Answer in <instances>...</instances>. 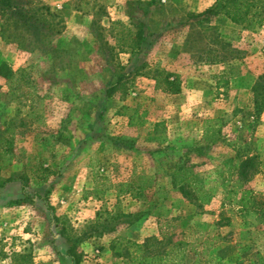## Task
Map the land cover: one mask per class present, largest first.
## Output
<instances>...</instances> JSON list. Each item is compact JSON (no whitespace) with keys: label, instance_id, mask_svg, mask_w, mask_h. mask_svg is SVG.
I'll return each mask as SVG.
<instances>
[{"label":"rangeland","instance_id":"rangeland-1","mask_svg":"<svg viewBox=\"0 0 264 264\" xmlns=\"http://www.w3.org/2000/svg\"><path fill=\"white\" fill-rule=\"evenodd\" d=\"M22 1L35 26L0 19V152L14 141L0 264H264V14L248 26L201 17L216 0ZM158 71L182 92L157 89Z\"/></svg>","mask_w":264,"mask_h":264},{"label":"trees","instance_id":"trees-1","mask_svg":"<svg viewBox=\"0 0 264 264\" xmlns=\"http://www.w3.org/2000/svg\"><path fill=\"white\" fill-rule=\"evenodd\" d=\"M22 0H0V19L3 22V26H6V29L11 25L20 24L23 27L29 28L35 26L32 22V16L29 11H27L22 4ZM264 0H216L214 6L211 9L205 11L201 17L210 18L213 16H224L229 19L234 24H246L251 26L254 23V20L264 14ZM37 27V26H36ZM234 66H231L230 71L227 75H223L220 77V82H218V87L221 89L222 87L227 88L229 84V77L234 75ZM15 74L10 73L8 75L7 80H11ZM157 89L162 90L164 93L177 95L182 92V87L179 81V77L175 76L166 71H158L157 72ZM174 78L171 80V78ZM223 82V85H222ZM253 103H254V114L256 117H260V115L264 112V74L260 75L257 82L253 87ZM162 124H156V129L159 128ZM6 149L0 152V169L6 166H11L13 164V148L14 141L13 139H8L4 144ZM2 145H0L1 151ZM4 154V155H3ZM8 157L6 162L4 161V157ZM40 169L43 171V175H39L35 172V176L39 180L47 181V175L51 172L50 168H45L40 166ZM236 173L238 175L235 183L238 187H243L245 184L249 183L251 179L258 172V156H247L243 159H240L238 165L235 167ZM185 171V168L180 167L177 170V173H182ZM14 180L13 177L8 179V182ZM180 194L188 200L190 203L197 204L198 208H203L205 198L202 195L199 197L197 191L192 190L190 188L189 183H185L179 187ZM249 191H244L242 195V200H246V194ZM174 220L166 221V227L170 223L172 224ZM170 224V225H171ZM160 233L163 237V240H166L167 243L173 242V237L169 234H166V231L163 229L160 224ZM157 240V239H156ZM162 240V241H163ZM200 237H196L195 243L200 241ZM195 243L191 244L192 251L195 254L198 252L195 250ZM182 241H179L176 245H182ZM212 244V243H211ZM137 248H141L140 245H134ZM77 262V259H74Z\"/></svg>","mask_w":264,"mask_h":264}]
</instances>
